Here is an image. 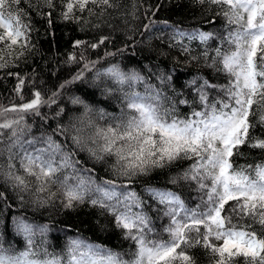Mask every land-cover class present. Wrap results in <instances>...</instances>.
Here are the masks:
<instances>
[{
    "label": "snow or ice",
    "instance_id": "snow-or-ice-1",
    "mask_svg": "<svg viewBox=\"0 0 264 264\" xmlns=\"http://www.w3.org/2000/svg\"><path fill=\"white\" fill-rule=\"evenodd\" d=\"M23 0H0V42H4L9 50L21 41V47L30 45L29 30L31 25L23 22L25 13L14 5ZM49 8L54 7L53 0H41ZM65 10L61 15L64 19H77L76 11H87L89 15H97L93 7L99 6L100 15L108 8L119 7L117 0H61ZM203 3L204 0H199ZM208 3L226 6L224 12L229 25L234 28L221 39V45L227 44V50L216 48L213 66L229 77V82L223 86L209 84L204 81L196 89L193 103H198L199 109H193L191 115L181 118L176 112V104H188L189 101L167 97L154 86L147 84L144 93L132 91L137 82H143L144 77L137 72H124L118 65L107 68L104 72L97 71L95 79L103 83V78L112 79L122 92L125 110L120 117H112L113 124L100 127L91 119L92 109L80 97L70 98V103L84 106V116L72 126L70 136L72 144L82 149L90 145L87 151L94 159L115 155L119 176L129 179L133 175H148L152 169L164 168L181 160L193 161L188 169L177 180L194 181L197 191L203 193L200 203L195 208L186 206L181 197L166 188L147 187L145 191L150 197L164 206L163 215L169 217L170 223L164 229L168 233L167 241L148 239L154 230L151 219L143 210L133 212L135 206L142 208L145 203L133 191L118 192L113 180L97 183L91 176L81 173L90 169L77 168L74 152L65 151V147L52 139L51 135L39 139L45 145L33 152L24 150L20 166L24 176L13 175V157L9 156L6 175L12 179L15 186L21 190L28 188L26 177H33L38 184L35 191L44 193L49 183H59L62 188L63 206L73 207L76 203L88 201L92 206L110 211L116 219V226L126 231V238L134 242L136 251L132 258L125 260L123 254L114 252L104 245L89 242L86 239L70 238L64 254L51 253L45 247L46 236L50 227L48 224L34 223L23 215L13 217L17 235L23 236V249H16L0 237V264H194L186 254L182 245H200L211 251L215 264H235L236 258H243L244 264H264V236L255 231L246 230L251 226L231 225V217H223L225 205L234 201L232 212L242 217H251L264 229V160L254 165L233 167L231 157L239 147L249 143L247 137L250 109L254 104L264 110V0H208ZM50 16V13H49ZM51 22V21H49ZM145 25L150 28L151 24ZM167 26V21L161 22ZM186 37L189 41L199 39L207 43L213 37L212 33L193 30L184 32L173 29L171 39ZM104 41L101 40L100 43ZM179 43V41H176ZM76 41V46L82 44ZM181 48L188 52L183 45ZM92 47H97L93 44ZM259 63L257 62V54ZM204 57H208L207 51ZM74 59V57H70ZM195 59V57H194ZM95 62H93L94 64ZM0 57V67H7ZM85 70L89 64H85ZM83 78V70L60 87ZM162 82L170 81L171 77H159ZM197 83L196 79L189 82ZM24 81L20 79L16 91L19 93ZM127 86V91L122 86ZM100 86V85H97ZM224 93V99H213L209 102L206 89H215ZM106 92L112 89H105ZM175 92V90L173 89ZM53 94L51 102H55ZM21 99L23 97L21 96ZM168 101V106H165ZM48 103L40 92L34 93L30 102L13 105L10 108L0 107V130L8 129L11 145L17 144L23 148L19 137L25 131V116L29 113L38 115L42 104ZM63 110L61 109V112ZM9 112L15 113L9 118ZM61 113H57L60 115ZM255 114V113H251ZM107 113L100 110L98 117L103 119ZM258 123L264 125V115ZM30 131V129H27ZM59 133L67 135L68 129L58 127ZM2 135V132H0ZM256 138H253L255 141ZM35 145L37 138L26 141ZM252 148L264 150V140L249 144ZM3 166H0L2 170ZM71 169L70 173L67 170ZM63 174V175H61ZM122 187V186H120ZM4 197L0 194V200ZM37 199L36 203H46ZM8 205L0 209V227L3 226V216ZM159 211V209H158ZM228 223L230 227H225ZM205 232L201 236L200 226ZM195 231L201 240L193 242L189 233ZM217 240L223 239L222 246L209 243V236ZM41 238L39 243L37 238ZM179 250V251H178Z\"/></svg>",
    "mask_w": 264,
    "mask_h": 264
},
{
    "label": "trees",
    "instance_id": "trees-1",
    "mask_svg": "<svg viewBox=\"0 0 264 264\" xmlns=\"http://www.w3.org/2000/svg\"><path fill=\"white\" fill-rule=\"evenodd\" d=\"M117 2L119 7L108 8L103 15L99 14V6L93 5L89 7H93L97 15L76 11L75 15L80 17L79 20L62 17L65 6L61 0H53V8L47 7L41 0H23L19 5H14L25 13L23 22L31 25L30 45L27 48L21 47V41L9 50L4 42H0V57L8 65L0 67V107L10 108L30 102L35 92H40L42 99L48 103L40 106L38 115L29 113L25 116L24 124L21 125L25 131L19 137L23 148L19 144L11 145L8 129L0 130V166H3L0 170V194L4 197L0 200V209L5 205L9 206L3 216V226L0 227V237L5 242V247L11 244L18 250L24 248V237L16 234L12 219L23 215L31 222L49 225L50 230L43 239L46 241L45 247L51 253L62 256L69 239L77 236L121 253L125 260L131 259L132 253L136 251L134 242L126 238L127 230L116 226V219L110 211L94 207L88 201L76 203L71 208L64 207L59 183H49L47 191L38 194L35 191L38 184L33 177H26L28 188L24 190L16 187L14 181L8 178L6 173L9 156L13 157L12 174L24 176L20 166L23 152H33L36 148L44 147L39 139L42 136L51 135L53 140L65 147L66 152H74L73 159L79 162L76 167L91 170L81 173L82 175L91 176L97 183L113 180L118 186L117 191L121 193L135 192L145 203L142 208L134 206L131 210H143L151 219L150 227L154 231L148 235L150 240L169 239L164 229L169 225L170 219L163 215L164 206L159 205L145 191L147 187L173 191L189 208H195L200 203L203 193L197 191L196 182L177 180L172 183L193 161H177L164 168L152 169L148 175H133L129 179L117 174L118 162L115 155L94 159L87 151L90 145H85L82 149L76 148L70 139L73 134L71 129L84 116L85 110L83 105L70 103V98L80 97L92 109L91 119L100 127L114 125L116 121L111 118L120 117L122 110L126 111L123 95L119 90L121 86L108 77H104L101 83L95 79V75L97 71L104 72L107 68L118 65L124 72L135 71L145 78L143 82H137L132 91L144 93L145 86L150 84L173 101L176 99L175 94L180 93L178 98L188 100L189 103L176 104V112L181 118L190 116L193 109L200 110L198 103L193 101L196 89L201 83L208 81L209 84L223 86L229 82V77L218 71V66H213L212 59L216 48L227 50L228 45H221L220 41L234 28V25H229L224 15L227 7L210 4L208 0L203 3L199 0ZM163 21L168 22L167 26L161 23ZM150 22L155 23L146 29L145 25ZM174 28L184 32L198 30L212 33L213 37L204 43L198 38L189 41L186 37L177 36V43L171 39ZM2 32L3 29H0V33ZM101 40L104 42L100 43ZM76 41L83 43L76 46ZM93 44L97 47H92ZM181 44L189 51L185 52ZM205 51L208 53L207 58L204 57ZM259 55L260 53L257 54L258 63ZM85 64H89L87 70L84 68ZM82 70V79L67 84L63 89L60 87L65 82L72 81ZM162 74L171 77L170 81L162 82L159 79ZM20 79H23L24 84L18 93L16 88ZM193 79L197 80L195 85L189 83ZM122 87L125 91L128 90L126 85ZM105 89L112 91L106 92ZM206 91L209 102L225 98L219 87ZM54 93L57 95L53 103L51 100ZM164 103L165 106L169 104L168 101ZM100 110L107 113L103 119L98 117ZM262 115L264 110L254 104L248 119L249 124L255 127L249 128V143L241 145L238 153L234 151L231 157L233 167L254 165L264 160V150L249 146L252 142L259 143L264 140V125L258 123ZM8 116L14 118L15 113L9 112ZM2 122L0 120V123ZM58 127L68 129L67 135L59 133ZM34 138H37L35 145L26 143ZM253 138H256L255 141ZM70 172L71 169L67 170V173ZM37 199L47 202L38 204ZM234 206L235 202L229 201L221 215L231 217V225L251 226L246 230L264 236V229L254 223L251 217H242L232 212ZM231 225L226 223L225 227ZM204 232L205 228L201 225V236ZM201 236L195 231L189 233V239L193 242L201 240ZM40 239L37 238L38 243ZM202 244L201 240L200 245L181 247L194 264H215L211 251L205 249ZM176 264H179V261ZM235 264H244L243 258H236Z\"/></svg>",
    "mask_w": 264,
    "mask_h": 264
},
{
    "label": "rangeland",
    "instance_id": "rangeland-1",
    "mask_svg": "<svg viewBox=\"0 0 264 264\" xmlns=\"http://www.w3.org/2000/svg\"><path fill=\"white\" fill-rule=\"evenodd\" d=\"M209 242L216 245H223V239L217 240L214 235L209 236Z\"/></svg>",
    "mask_w": 264,
    "mask_h": 264
}]
</instances>
